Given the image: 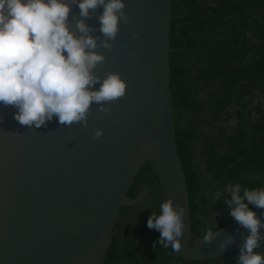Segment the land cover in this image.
Listing matches in <instances>:
<instances>
[{
  "label": "water",
  "instance_id": "1",
  "mask_svg": "<svg viewBox=\"0 0 264 264\" xmlns=\"http://www.w3.org/2000/svg\"><path fill=\"white\" fill-rule=\"evenodd\" d=\"M125 4L131 23L121 22L111 50L97 49L106 60L96 74L119 73L126 83L125 96L105 105L110 113L93 103L87 127L66 126L54 117L36 128L17 122L15 107L0 104V264H104L120 210L146 163L159 180L162 202L171 197L174 207L186 209L182 249L175 253L182 260L231 255L249 234L238 222L215 231L210 244L193 233L173 122V0ZM78 14L73 5L70 24ZM86 22L103 40L98 19ZM97 129L103 132L94 138ZM256 212L264 221V210ZM229 236L233 242L221 252Z\"/></svg>",
  "mask_w": 264,
  "mask_h": 264
},
{
  "label": "trees",
  "instance_id": "2",
  "mask_svg": "<svg viewBox=\"0 0 264 264\" xmlns=\"http://www.w3.org/2000/svg\"><path fill=\"white\" fill-rule=\"evenodd\" d=\"M170 45L176 143L192 231L202 238L208 228L236 222L225 203L227 184L239 183L241 195L264 187V0H173ZM161 203L159 180L146 163L120 210L104 264H236L238 252L188 262L171 248L154 249L160 233L147 220ZM255 251L264 254V242Z\"/></svg>",
  "mask_w": 264,
  "mask_h": 264
},
{
  "label": "clouds",
  "instance_id": "3",
  "mask_svg": "<svg viewBox=\"0 0 264 264\" xmlns=\"http://www.w3.org/2000/svg\"><path fill=\"white\" fill-rule=\"evenodd\" d=\"M73 5L79 8V18L72 17L70 24ZM125 8V0H0V104L15 107L14 119L21 125L36 128L54 117L66 126L87 127L93 103L100 105L99 112L110 113L105 105L125 96L126 83L119 73L96 74L106 60L97 49L111 50L121 22L131 23ZM94 17L103 40L92 35L97 29L86 22ZM102 132L95 130L94 138ZM226 191L231 217L249 232L234 258L236 264H264V254L255 251L264 242V221L249 207L264 210V187L244 188L241 195V185L229 183ZM220 195L217 190L213 199ZM173 205L171 197L163 201L160 213L149 216L147 227L160 233L154 249L159 244L178 253L186 209ZM214 239L215 232L206 229L203 243ZM233 239L221 242V252Z\"/></svg>",
  "mask_w": 264,
  "mask_h": 264
}]
</instances>
